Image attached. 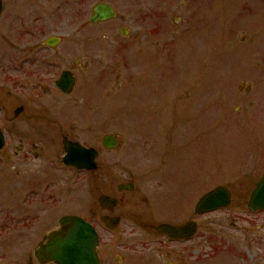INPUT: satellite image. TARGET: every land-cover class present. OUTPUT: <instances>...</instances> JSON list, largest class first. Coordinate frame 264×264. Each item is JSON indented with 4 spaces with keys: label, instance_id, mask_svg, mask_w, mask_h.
Here are the masks:
<instances>
[{
    "label": "rangeland",
    "instance_id": "1",
    "mask_svg": "<svg viewBox=\"0 0 264 264\" xmlns=\"http://www.w3.org/2000/svg\"><path fill=\"white\" fill-rule=\"evenodd\" d=\"M96 1L86 0L87 35L95 34L88 19ZM26 2L16 1L22 11L20 17L13 18L12 25L18 26L20 21L33 24L42 16L40 10L46 9L43 0ZM58 3L62 4L60 0ZM136 3L135 15L142 16L141 8L145 7L141 6L146 1L137 0ZM151 4L156 8L163 6L157 12L162 16V27L148 29L136 18L140 24L131 28L135 30L133 35H149L152 31L151 36H161V44L153 46L152 56L135 55L133 72L127 70L118 81L103 82L107 84L103 94L114 85L118 86V82L123 83L120 92L112 98L102 95L90 76L79 88L85 93L87 102L97 105L98 110L92 113L90 107L80 108L81 123L72 125L82 131L76 130L70 135L88 147L96 143V137L90 136L92 133L117 136L119 150L107 151L99 145L100 169L105 170L109 163L112 167L105 173L110 179L103 185L99 182L98 189L96 171H72L68 186H41L39 195L45 205L52 208L45 217L48 220L42 213L32 222H28L30 216L9 214L6 229L0 236V264H28V257L37 243L63 215L79 216L95 227L101 241L100 249L107 252L103 264H117L115 259L122 256L126 258L121 264H129L132 253L128 244L138 240L123 235L125 221L111 233L103 231L97 199L101 194L124 196L138 218H149L147 204L161 189L158 180L148 175L152 165L159 169L155 164H168V168L183 172L179 183L182 189L175 196L185 201L184 219L208 190L221 185L242 195L264 172V0H152ZM132 5L122 1L119 7L128 11ZM59 11L64 13L65 10ZM46 14L57 35L75 34L78 26L72 21L64 25L55 12L52 16L46 10ZM17 29L12 27L11 32ZM5 37L0 35V43ZM125 76L127 80L123 81ZM8 91L10 102L16 92L10 86ZM93 119H99L101 133L96 130V124H89ZM42 124L30 131V136L41 141L40 148H52L54 143L49 138L48 127L44 128L43 135ZM29 162L30 168L42 165L36 160ZM128 175L133 176L136 188L117 193L116 186L125 182ZM10 182L2 183L0 178V194L6 192L5 203L13 205L14 197L22 192L19 187L13 194ZM240 185L246 188H239ZM36 189L31 188V191ZM167 203H171L170 198ZM120 213L126 218L129 216L126 209ZM211 218L215 219L216 228L225 224L218 213ZM38 224L40 227L36 231ZM24 228L27 229L24 231ZM218 243L212 246L216 249L215 258L223 251ZM220 243L224 244V238ZM211 264H225V259L221 257Z\"/></svg>",
    "mask_w": 264,
    "mask_h": 264
},
{
    "label": "flooded vegetation",
    "instance_id": "2",
    "mask_svg": "<svg viewBox=\"0 0 264 264\" xmlns=\"http://www.w3.org/2000/svg\"><path fill=\"white\" fill-rule=\"evenodd\" d=\"M16 1L0 0V35L7 37L0 43V178L2 183L11 181L13 194L17 193L15 188L19 187L22 193L14 197L13 205L5 203L8 197L6 192L0 194V236L6 229V219L11 213L21 215L23 218L30 216L31 220L28 222L40 218L41 213L45 218L52 208H48L43 202L39 188L57 184L68 186L71 172L78 173L63 163L64 145L68 142L80 143L70 135L76 130L82 131L81 128L79 130L77 126L72 125L81 123L83 117L79 116L80 108L90 107L92 113L98 110L97 105L91 106L87 102L85 93L79 89L81 85L90 76L93 83L99 86L98 91L112 98L120 92L123 83L118 82V86L114 85L103 94V88L107 85L103 82L110 79L118 81L120 75H125L127 70L133 72L134 56L151 57L153 46L157 47L161 44L159 41L161 36H151L152 31H149V35L147 33L142 36L133 35L135 30L131 28L135 24H140L136 18L140 19L148 29L162 27V16L157 12L163 6L156 8L151 4L152 0H145L146 4L141 6L145 7L141 8L143 15L137 17L135 15L137 0H97L90 8L88 19L94 29V35H87L85 30L86 0H60L62 4L58 3L59 0H43L42 5L46 9L40 10L41 17L35 19L33 24L15 21L18 26H14L11 24L13 18L20 17L19 13L22 11ZM122 1L126 5L133 3L132 8L128 7L127 11L119 7ZM99 5L109 8L113 14L110 18L99 21L101 16L98 11V21L93 23L92 10ZM46 10L49 11V15L55 12L58 20L64 25H70L71 21L73 25H77L75 34L57 35L53 32ZM59 10L65 11L60 13ZM12 27H18L16 32H11ZM126 77L123 81L127 80ZM9 86L16 92L10 102L8 101V97L11 96L8 91ZM249 95L250 88L247 92V96ZM93 120L89 124H96V130L101 133L103 129L101 131L98 129L99 119ZM39 123H43V135L46 131L44 128L48 127L49 138L54 143L52 148H40L41 141L30 136V131H34L35 128L37 130ZM95 133L90 135L94 136V139L96 137L95 145L88 147L80 144L96 152L95 171L99 189V182L103 185L110 179L105 172L112 167L108 163L105 170L100 169L102 166L99 163V145L104 148L103 140L109 136L117 141L114 150H119L120 144L115 134L104 133L98 136V133ZM25 154L31 155L32 158L26 157ZM31 160H36L42 165L30 168ZM155 165L159 166V169L152 168V165L148 175L158 180L161 189L153 194V199L151 198L150 204H147L149 209L146 212L149 218L144 220L138 218L133 208L127 205L124 196L100 195L117 200L115 206L106 204L99 206V197L97 199V208L100 212L98 218L103 231L111 233L125 221L126 231L123 235H130L133 240H138L135 244H128L132 253L129 264H211L221 257H224L225 264H264V210L252 211L247 207L249 195L256 181L247 188L240 185L239 188H246L242 195H237V192L234 193L226 187L230 193V203L227 208L199 214L195 213L194 205L191 208L192 213L184 219L185 201L175 196L182 189L179 183L183 172L168 168V164ZM12 173L17 175L18 179ZM133 179L132 175H128L125 182L116 186L117 193L126 192L125 187L128 185L134 190L136 185ZM31 188L37 189L33 192ZM239 188L235 187L236 191H239ZM192 191L196 192V189ZM27 192L30 194L26 195ZM169 198L170 204L167 203ZM125 209L129 211L127 218L120 213ZM216 213L225 222L219 228L215 227L216 221L211 218ZM102 218L107 219L109 227L113 225L111 220L117 219L118 226L108 229L103 225ZM161 225L176 230L169 234H160L157 228ZM39 227L38 224L35 230L37 231ZM27 228H24V231ZM43 236L29 255L28 264H42L43 258H39L40 255L37 257L35 252L43 241ZM223 238L222 245L220 242ZM100 243L99 237L98 256L100 264H103V256L107 252L100 249ZM216 243L223 248V251L215 258L216 249L212 246L214 247ZM125 258L126 256L117 257L115 261L121 264Z\"/></svg>",
    "mask_w": 264,
    "mask_h": 264
},
{
    "label": "water",
    "instance_id": "3",
    "mask_svg": "<svg viewBox=\"0 0 264 264\" xmlns=\"http://www.w3.org/2000/svg\"><path fill=\"white\" fill-rule=\"evenodd\" d=\"M101 16L99 21L106 20L112 16L109 8L101 5L94 7L92 10L91 22L98 21L97 15ZM106 16V17H105ZM113 138H106L103 145L107 149L115 147ZM66 156L63 163L66 166H72L77 170H94L96 153L92 149H85L79 144L68 143L65 145ZM130 191L131 186L125 187ZM101 205L106 204L114 206L116 201L108 197L99 199ZM229 204V194L222 188L218 187L203 196L195 207L196 213L210 212L217 209L225 208ZM248 208L251 210L264 209V176L259 180L256 188L251 194ZM105 225L107 222L103 219ZM117 219L111 220L114 226L117 225ZM108 226V225H107ZM176 228L169 226H159L157 231L161 234L170 233ZM98 236L95 229L79 217L66 216L59 220L58 229L51 232L45 238V244L40 246L35 255H43V262L53 264H100L97 257Z\"/></svg>",
    "mask_w": 264,
    "mask_h": 264
}]
</instances>
